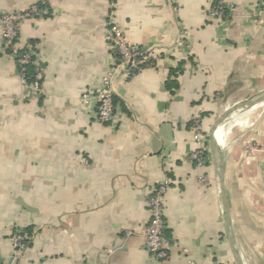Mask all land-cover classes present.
Returning a JSON list of instances; mask_svg holds the SVG:
<instances>
[{
    "label": "crops",
    "instance_id": "1",
    "mask_svg": "<svg viewBox=\"0 0 264 264\" xmlns=\"http://www.w3.org/2000/svg\"><path fill=\"white\" fill-rule=\"evenodd\" d=\"M212 1L0 0L5 264H264V17L251 16L264 0H227L228 21L209 18ZM33 6L41 13L21 23L20 40L44 65L39 90L23 85L2 39V13ZM111 21L155 64L118 67V110L101 123L95 97L115 60ZM198 117L212 158L204 168L190 159ZM164 180L171 250L162 261L141 230ZM17 231L28 237L19 253L9 241Z\"/></svg>",
    "mask_w": 264,
    "mask_h": 264
},
{
    "label": "built area",
    "instance_id": "2",
    "mask_svg": "<svg viewBox=\"0 0 264 264\" xmlns=\"http://www.w3.org/2000/svg\"><path fill=\"white\" fill-rule=\"evenodd\" d=\"M208 16L211 19H224L228 21L235 14L234 5L227 0H214L207 9ZM41 11L33 6L28 11H5L1 15L2 39L4 45L12 51L18 65V73L23 85H31L36 90L41 87L44 78V65L39 62L36 52L31 47H23L20 40L21 23L32 15H40ZM256 22L262 21L264 17V1L258 3L256 11L251 15ZM110 39L115 54L113 67L110 68L102 80V84L97 91V119L101 123L112 121L117 113L118 105L115 99V93L112 86L114 72L120 66H125L128 73L142 71L146 67L155 64L154 56L144 47L137 44L128 43L124 37L122 29L113 21L109 23ZM30 67H33V73L30 74ZM32 78V82L29 80ZM196 148L190 154L193 160L200 168H204L212 161L211 152L208 146V137L204 132L202 120L198 117L194 119ZM200 183L209 181L207 175H201L198 178ZM169 189V181L164 180L152 188L148 196L150 210V220L142 228L141 232L145 239V248L158 260H166L170 255L171 244L166 236V223L164 203ZM131 234V230L126 231ZM9 241L14 252L24 251L28 246V237L23 231H17L9 237ZM186 252L187 249L183 248ZM0 264H5L0 257Z\"/></svg>",
    "mask_w": 264,
    "mask_h": 264
},
{
    "label": "water",
    "instance_id": "3",
    "mask_svg": "<svg viewBox=\"0 0 264 264\" xmlns=\"http://www.w3.org/2000/svg\"><path fill=\"white\" fill-rule=\"evenodd\" d=\"M262 96H264V93H262ZM224 118H225V116L221 117L220 121L222 122V120ZM210 139H211L210 145L213 147L212 154H213V158L215 159L216 176H217L218 180L221 182V185L223 186V167H222V159H221L220 149L217 146L216 142L213 144L214 140L212 139V137ZM239 264H241V263H239Z\"/></svg>",
    "mask_w": 264,
    "mask_h": 264
},
{
    "label": "bare ground",
    "instance_id": "4",
    "mask_svg": "<svg viewBox=\"0 0 264 264\" xmlns=\"http://www.w3.org/2000/svg\"><path fill=\"white\" fill-rule=\"evenodd\" d=\"M248 119V118H247ZM235 123V122H234ZM246 124V123H245ZM250 124V123H249ZM247 125V124H246ZM230 128V127H229ZM217 138L220 140V130L216 134ZM221 138H223V135L221 134Z\"/></svg>",
    "mask_w": 264,
    "mask_h": 264
}]
</instances>
